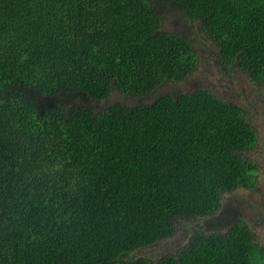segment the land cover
<instances>
[{
	"label": "trees",
	"instance_id": "1",
	"mask_svg": "<svg viewBox=\"0 0 264 264\" xmlns=\"http://www.w3.org/2000/svg\"><path fill=\"white\" fill-rule=\"evenodd\" d=\"M168 12L264 80V0H0V264H264L241 220L134 256L255 177L242 153L258 135L238 105L152 97L198 62ZM114 89L150 102L88 105Z\"/></svg>",
	"mask_w": 264,
	"mask_h": 264
},
{
	"label": "rangeland",
	"instance_id": "2",
	"mask_svg": "<svg viewBox=\"0 0 264 264\" xmlns=\"http://www.w3.org/2000/svg\"><path fill=\"white\" fill-rule=\"evenodd\" d=\"M164 29L191 33L188 37L198 62L196 69L188 77L179 82H165L152 97L207 90L224 101L238 105L258 135L257 143L242 153L254 165L255 177L251 184L223 193L216 214L180 221L173 237L154 247L138 250L134 256L157 260L168 253H176L186 245L189 236L195 231H224L238 220L248 225L258 244L264 247V80L254 79L235 67L222 64L216 47L204 36L198 22L168 12ZM119 102L127 106H137L150 101H146V98H134L114 89L107 99L100 102L89 101L88 105L97 112Z\"/></svg>",
	"mask_w": 264,
	"mask_h": 264
}]
</instances>
